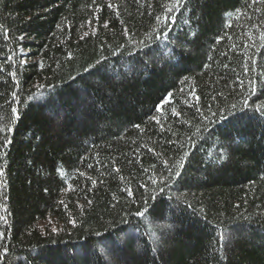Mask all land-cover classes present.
<instances>
[{
	"label": "trees",
	"instance_id": "trees-1",
	"mask_svg": "<svg viewBox=\"0 0 264 264\" xmlns=\"http://www.w3.org/2000/svg\"><path fill=\"white\" fill-rule=\"evenodd\" d=\"M259 106L264 0H0V264H264Z\"/></svg>",
	"mask_w": 264,
	"mask_h": 264
},
{
	"label": "snow or ice",
	"instance_id": "snow-or-ice-1",
	"mask_svg": "<svg viewBox=\"0 0 264 264\" xmlns=\"http://www.w3.org/2000/svg\"><path fill=\"white\" fill-rule=\"evenodd\" d=\"M181 3H182V0H175V5H176L177 7H178ZM109 7H111V5H109ZM168 10H169V12L172 11L171 8H169ZM164 22H165V24H167V23L169 22L168 17H165V18H164ZM173 22H174V21H173ZM253 91L255 92V88H253ZM11 111H12V112H16V109H12ZM256 111H257V112H260L261 115H264V106H259V107H257V108H256ZM157 211H158L157 209H153L152 214L155 215ZM138 215L141 216V217H143V216H145V212H139ZM0 235H3V234L0 233ZM222 238H223V237H222ZM114 247H115V245H114Z\"/></svg>",
	"mask_w": 264,
	"mask_h": 264
}]
</instances>
